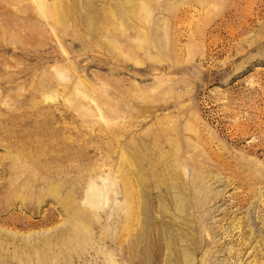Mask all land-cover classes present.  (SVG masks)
Returning a JSON list of instances; mask_svg holds the SVG:
<instances>
[{"label": "rangeland", "instance_id": "obj_1", "mask_svg": "<svg viewBox=\"0 0 264 264\" xmlns=\"http://www.w3.org/2000/svg\"><path fill=\"white\" fill-rule=\"evenodd\" d=\"M111 262L264 264V0H0V264Z\"/></svg>", "mask_w": 264, "mask_h": 264}, {"label": "bare ground", "instance_id": "obj_2", "mask_svg": "<svg viewBox=\"0 0 264 264\" xmlns=\"http://www.w3.org/2000/svg\"><path fill=\"white\" fill-rule=\"evenodd\" d=\"M102 200L103 199L100 198V197H98V196H93V198L90 197L88 199V202L91 203L92 205L98 206V205H100V203H101ZM111 264H114V262H111Z\"/></svg>", "mask_w": 264, "mask_h": 264}]
</instances>
